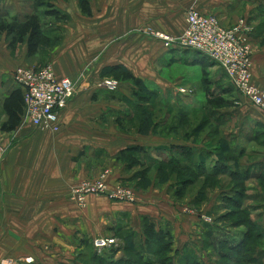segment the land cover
I'll return each instance as SVG.
<instances>
[{
  "label": "crops",
  "instance_id": "1",
  "mask_svg": "<svg viewBox=\"0 0 264 264\" xmlns=\"http://www.w3.org/2000/svg\"><path fill=\"white\" fill-rule=\"evenodd\" d=\"M22 2L0 0V19L29 16L32 0H27V7ZM50 3L67 16L65 21H43L56 29L60 38L57 45L28 56L25 42L12 49L11 37L0 32V262L89 264L91 241L96 237L116 241L120 249L114 257L117 260L128 237L132 242L141 237L143 218L156 220L167 212L175 217L163 207V202L170 208L174 201L169 202V194L162 191L165 189L144 192L146 198L140 195L136 205L92 195L78 208L72 200L73 187L103 171L108 172L110 189L129 179L134 170L128 172L118 160L123 150L135 145L150 147L154 141L159 146L165 144L150 134L135 137L118 128L120 115L129 109L126 100L131 101L133 88L123 82L117 91L109 92L100 86L102 79L109 77L112 69L122 67L150 89L156 63L159 72L171 61L199 68L202 60L206 64V58L198 53L167 49L145 33L151 30L179 36L186 27V11L195 7L215 16L223 27L232 26L237 19L252 26V83L264 88V0H90V16L81 12L78 0ZM44 64L52 65L56 76L69 79L76 89L60 112L55 132L36 130L22 120V90L13 79L18 68ZM215 69L210 83L223 77L222 71ZM14 93L18 97L6 107ZM8 110L19 117L11 131L3 129ZM205 208L202 210L207 212ZM180 221L172 230L173 243L181 245L175 247L177 252L186 246L195 250L192 242L198 235L194 241L181 235L194 222L186 216Z\"/></svg>",
  "mask_w": 264,
  "mask_h": 264
},
{
  "label": "trees",
  "instance_id": "2",
  "mask_svg": "<svg viewBox=\"0 0 264 264\" xmlns=\"http://www.w3.org/2000/svg\"><path fill=\"white\" fill-rule=\"evenodd\" d=\"M89 3L90 0H78L79 8L86 16H90ZM32 4L33 12L22 20H19L15 16L10 17L9 20H6L5 18L0 19V32L6 33L8 37H11L9 44L10 48L14 49L19 44L25 42L28 56H33L42 49L53 47L60 42L56 29L51 28L48 24L45 25L43 22L44 20H67V16L54 7L50 3V0H32ZM202 66H205L203 60ZM202 71L207 73L205 69H202ZM109 75L118 79L122 83H129L133 87L131 101L126 100L129 109H127L125 114L120 115L118 121V128L121 131H125L124 129L127 128L125 125L126 123L139 120L143 129V131H140V134L146 136L149 134L148 132L151 126L161 127L162 124H165V121L162 122L161 119H157L156 121L154 120L153 125H151L152 121L150 118L152 117V114L150 112V99L158 96V91L148 89V87L140 79L135 78L131 73L122 67L112 69ZM225 80L229 87L232 88L224 74L223 77L216 82L210 83L206 80V84H211L212 87L219 89L221 91V95L213 93L210 89L206 90L205 108L217 110L224 108L229 104L228 101L224 99L223 95L230 96V94H232V90L228 89L229 87L224 88L221 86ZM18 95L19 94L14 93L6 102V107L9 102L11 103V101H13L15 97H18ZM158 106L162 109L168 108L165 103H159ZM202 111H204L202 108L191 110V112H194L195 114ZM9 114L8 122L3 126V129L6 131L13 130L19 123V117H17L14 113H11V111ZM188 114L189 111H182L180 109L176 110L175 116L179 118V123L172 124L167 129V132L176 130L177 127L183 123L180 122V120L187 117ZM217 120L214 123V129L222 126L223 121L219 119ZM260 124L261 123H259V125ZM204 128H206L204 122L201 124L198 123L194 129L195 134L199 135L200 131ZM152 132L156 133V130H152ZM158 135L161 136V132L160 134L158 133ZM207 136L210 140H215L212 132L208 133ZM256 136H258V134H255L253 138ZM188 137L189 135L185 134V137L183 138L187 140ZM222 145L224 146L222 148L223 150H229L225 140H222ZM166 148H169L168 150L171 154V159H154L149 161L152 158L149 148L141 145H135L120 152L118 160L125 165L128 172L132 171L133 168H139L134 170L129 178L133 181H138L139 185L149 181L151 178H154L156 181L163 182L166 181V178L170 179V176H173L175 180L173 183L175 185V188H173V194L178 199H181L187 188H196L198 192H196V196L193 199V205L197 207H200L203 203L205 191H207L208 194L209 191L214 192L217 190H215V188L222 187L224 182H221L219 179L216 180V178L227 173L228 179L234 180L236 183L235 185H232V189L230 188L228 193L226 192L222 195V201L224 202L223 209L226 210V213L222 215V217L219 216L217 218H225V221L230 223L234 229L240 228V226L243 225L246 226V228L239 232V239H232L234 237H228V235L225 236L220 232V235H222L221 237L224 238L215 240L214 230L216 228V223H213L206 229L202 244L206 249L210 247L211 250L215 252V255L218 256V260L214 264L259 263L258 258L255 256L260 255L261 252L256 249L257 245H250V243L261 241L262 236L264 235H262L259 231L258 225L252 221L250 212L247 207H245L246 187L244 184L245 180H247V178L251 175H255L261 167H259V169L257 167V171L255 173H251V171L255 170L256 167H242L241 171L233 172L219 159L213 161V165L211 167H207V162L211 159L208 155L209 153H205L207 155H203L200 151H195L193 147L188 145H177L176 147L169 146L164 149ZM160 149V146H158L154 148V151L159 152ZM230 152L234 153V150L231 149ZM242 156V154L241 156H238L237 163ZM165 167L170 169H166ZM153 170L154 175L151 173ZM258 175L259 176L254 178L257 180L260 187L264 189V172H259ZM201 178H204L205 181H202L200 186V183L198 182ZM196 184H199V186ZM225 188L226 187L219 190H223ZM237 216L238 219H236ZM164 228L168 229V227H157L152 220L148 221L144 219L141 237L135 239L133 242L130 241V237H128L126 240L127 242L124 246L122 245L121 248L123 255L121 259L114 260V257L120 250L119 247L110 248L100 255L96 254L92 248V256L89 260V264H153L156 262L157 264H201L199 261L200 258L196 252L193 249H189L190 247L187 246L180 252L174 254V257L177 260L174 259V257L172 260L170 252L173 244V238L170 231L165 230ZM163 253L167 254L166 257H162ZM150 256L156 258V261L150 260Z\"/></svg>",
  "mask_w": 264,
  "mask_h": 264
},
{
  "label": "rangeland",
  "instance_id": "3",
  "mask_svg": "<svg viewBox=\"0 0 264 264\" xmlns=\"http://www.w3.org/2000/svg\"><path fill=\"white\" fill-rule=\"evenodd\" d=\"M21 1H25V3L22 2V4L27 7V0ZM237 21L238 19L236 20V22ZM236 22L232 24L234 25ZM250 27L252 29V26ZM251 32H253V29ZM249 46L252 62L253 49L250 43ZM207 62L210 61L205 59V66L201 65L199 68L196 66L188 65L184 61H171L161 72L158 71L157 63L155 64L154 71H152V77H150L151 81L149 82L151 84L149 85V87L152 90L156 89V91H160V93L158 94V96L150 99V112L152 114L150 120L152 121L151 125H153L154 120L156 121L157 119H161L162 122L165 121V124H162L161 127L151 126L148 133L153 137L162 139V143L165 144H162L163 146H160V151L156 152L154 151V148L158 147L159 145H157V142L155 141L150 142L154 144L148 145L150 147H147L149 148V152L152 156L151 160L149 161H152L154 159H171V154L168 150L169 148L164 149L165 147L188 145L193 147L195 151H200V153H202L203 155H207L205 153H209L208 155L211 159H209V161L207 162V167H211L213 165L212 162L218 159L221 160L223 164L228 166V169H231L233 172L241 171L242 167H256L255 170L251 171V173H255L257 171V167L258 169L259 167H261V169H259V171H257L255 175H251L249 178H247V180H245L244 186L246 187L245 207H247V209L249 210L252 221H254L258 225L259 231L262 233V235H264V189L260 187L257 180L254 178L259 176V172H264V124L260 122L264 121V110L257 109L246 101H241L239 97L240 95L234 90L233 87H229L226 80L221 86H223L224 88L229 87L228 89L232 90V94H230V96L223 95L224 99L227 100L229 104L226 107L217 110L205 108L206 90L210 89V91H212L213 93L221 95V91L219 89L212 87L211 84H206L207 81L212 80V77H215L213 76L212 71L216 70L215 67L218 68L215 64H208ZM45 65L48 64H44L38 67H28V69L42 68ZM202 69H205V71H209V73H204ZM106 79L112 80L117 83V88L114 91L109 92H115L123 85L121 81L111 76L102 79V82ZM159 103L167 104L168 108H160L158 106ZM194 108H202V110L204 111L195 114L194 112H191V110H193ZM179 109L182 111H189L188 116L180 120V122L183 123L179 125L176 130L167 132V129L172 124L179 123V118L175 116V111ZM217 119L224 120L222 122V126L214 129V123ZM203 122L205 123L206 128L202 129L199 135L195 134V127L198 125V123L201 124ZM259 123L261 124L259 125ZM125 125L127 128L122 132H126L128 135L135 137H137V135H142L140 134V131H143V129L141 127L142 124L141 122H139V120L128 122ZM152 130H156V133H153ZM160 132L161 136L158 135V133L160 134ZM211 132L215 137L214 141L210 140L207 136L208 133ZM185 134L189 135L187 140L183 138L185 137ZM255 134H258V136L253 138ZM222 140L226 141V144L228 145L227 148L229 150L222 149L224 147L222 145ZM231 149L234 150V153L230 152ZM241 154L243 156L240 157L239 162L237 163V158L238 156H241ZM137 169L139 168H133V170ZM105 173L106 171H103L95 178H87L84 180H99ZM151 173L154 175V170ZM170 177V179L166 178V181L163 182L156 181L154 178H151L149 181H146L142 185H139L138 181L127 179L126 181L119 182L116 186L127 189L132 193V202H128V204L131 205L137 204V202L139 201L138 197H140V195L143 198H146L144 192L148 190L150 191L154 189L157 191H161L162 189H165L162 191L164 193L166 191L165 194H169V202L172 203L173 200L174 203L171 204L169 208V206H167L168 203L163 202V207L165 211H168V209L170 211H173V215H175V217L173 216L174 219L171 218L167 212L159 214L160 216H158L156 220L148 216L143 218V221L144 219L148 221L152 220L157 227H168V229H164L169 230L172 235V230L176 227L174 226V224L182 222L180 221V218L183 219V216L190 217L191 221H193L194 223L190 224L191 228H189L188 230H182L181 235L185 236L189 241H194L195 236L198 235V238L194 241V243L192 242V245L194 244L196 247L195 250H193L200 258V263L214 264L215 262H217L218 256L215 255V252L212 251L210 247L206 249L202 244L206 229L213 223H216L214 237L215 240H218L220 238H224L221 237L222 235H220V232L225 236L228 235V237H234L232 239H239V232L246 228V226L243 225L240 226V228L234 229L232 228L230 223L225 221V218H217L219 216L222 217V215L226 213V210L223 209L224 202L222 201V195H224L226 192L228 193L230 191V188L232 189V185H235L236 181L231 179L229 180L227 173L223 176L220 175L218 178H216V180L219 179L221 182H224L221 188H226L223 190H219L221 188H215V190L217 189L216 191H209L208 194L207 191H205V197L203 199L204 201L200 207H197L193 205V199L195 198L196 192H198V190L196 188H187V190L183 193L181 199H178L173 194V188H175V185L173 184L175 182L174 177ZM202 181H205V179H199L198 183H200V186ZM196 185L199 186V184ZM115 202L127 203L122 201ZM203 207H206L205 210L207 209V212L202 210ZM236 219H238V216ZM196 221L197 226L195 225V227L194 224L196 223ZM91 242H93V239ZM251 244L257 245L256 249L261 252L260 255L255 256L259 261V263L257 264H264V236H262L261 241L252 242L250 243V245ZM180 246L181 245H175L174 243L172 244L170 252L172 260L174 254H176L178 251L175 247ZM189 249L192 248L190 247ZM166 255V253H163L162 257H166ZM122 257L123 255L121 254L118 259H121ZM150 257V260L156 261V258H154L153 256ZM174 259L176 258L174 257ZM153 264H157V262Z\"/></svg>",
  "mask_w": 264,
  "mask_h": 264
},
{
  "label": "built area",
  "instance_id": "4",
  "mask_svg": "<svg viewBox=\"0 0 264 264\" xmlns=\"http://www.w3.org/2000/svg\"><path fill=\"white\" fill-rule=\"evenodd\" d=\"M185 23L184 31L177 37L151 30L145 33L160 41L167 49L177 47L200 54L222 71L229 84L240 95L241 101L264 110V88L252 83L249 46L252 29L247 21L238 19L233 26L226 28L215 16L191 7L185 13ZM13 79L22 90V120L36 130L57 131L60 112L76 93L72 81L58 78L49 64L37 69L18 68L14 71ZM101 87L114 91L117 83L106 79ZM106 174L107 171L99 180H84L72 188L70 196L78 208H83L87 197L92 195L103 196L113 202H132L129 190L119 186L113 189L108 187ZM92 246L94 252L100 255L110 248H117V243L113 238L96 237L93 238ZM0 264L24 263L9 259Z\"/></svg>",
  "mask_w": 264,
  "mask_h": 264
}]
</instances>
